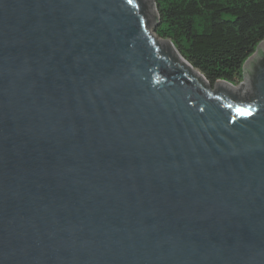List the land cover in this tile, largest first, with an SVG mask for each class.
I'll list each match as a JSON object with an SVG mask.
<instances>
[{
	"label": "water",
	"instance_id": "1",
	"mask_svg": "<svg viewBox=\"0 0 264 264\" xmlns=\"http://www.w3.org/2000/svg\"><path fill=\"white\" fill-rule=\"evenodd\" d=\"M146 1L0 0V264H264V40L202 83Z\"/></svg>",
	"mask_w": 264,
	"mask_h": 264
},
{
	"label": "trees",
	"instance_id": "2",
	"mask_svg": "<svg viewBox=\"0 0 264 264\" xmlns=\"http://www.w3.org/2000/svg\"><path fill=\"white\" fill-rule=\"evenodd\" d=\"M145 12L150 4L143 0ZM155 36L163 52L196 70L202 83H238L264 40V0H156ZM160 42V41H159Z\"/></svg>",
	"mask_w": 264,
	"mask_h": 264
},
{
	"label": "flooded vegetation",
	"instance_id": "3",
	"mask_svg": "<svg viewBox=\"0 0 264 264\" xmlns=\"http://www.w3.org/2000/svg\"><path fill=\"white\" fill-rule=\"evenodd\" d=\"M264 69V45L261 46L260 50L256 53L255 57L248 62L245 67V74L248 75L249 81L252 83V80L259 78L261 71ZM242 75L243 72H242ZM250 96H254V93H250Z\"/></svg>",
	"mask_w": 264,
	"mask_h": 264
},
{
	"label": "rangeland",
	"instance_id": "4",
	"mask_svg": "<svg viewBox=\"0 0 264 264\" xmlns=\"http://www.w3.org/2000/svg\"><path fill=\"white\" fill-rule=\"evenodd\" d=\"M151 33H152V35L156 38V40L157 41H159L160 39H158L156 36H155V34H154V27H151ZM244 82V77H243V75H242V79L238 82V83H232L234 86H235V88H237L241 83H243Z\"/></svg>",
	"mask_w": 264,
	"mask_h": 264
},
{
	"label": "snow or ice",
	"instance_id": "5",
	"mask_svg": "<svg viewBox=\"0 0 264 264\" xmlns=\"http://www.w3.org/2000/svg\"><path fill=\"white\" fill-rule=\"evenodd\" d=\"M132 2V0H129V3H131Z\"/></svg>",
	"mask_w": 264,
	"mask_h": 264
}]
</instances>
